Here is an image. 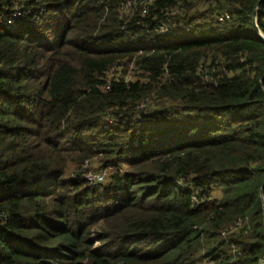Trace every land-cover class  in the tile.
Returning a JSON list of instances; mask_svg holds the SVG:
<instances>
[{"label": "trees", "instance_id": "1", "mask_svg": "<svg viewBox=\"0 0 264 264\" xmlns=\"http://www.w3.org/2000/svg\"><path fill=\"white\" fill-rule=\"evenodd\" d=\"M255 13L0 0V264H264Z\"/></svg>", "mask_w": 264, "mask_h": 264}, {"label": "rangeland", "instance_id": "2", "mask_svg": "<svg viewBox=\"0 0 264 264\" xmlns=\"http://www.w3.org/2000/svg\"><path fill=\"white\" fill-rule=\"evenodd\" d=\"M260 34L262 35V33L260 32ZM263 36V35H262ZM121 70L119 68H115L114 71H118ZM114 71L109 72L108 74V78L112 77L113 75H115L116 73H114ZM128 78H134L133 77V71H130L128 74ZM99 168L98 165V159H95L93 161H90L88 163H86L83 167V171L87 170L88 173L85 174V178L88 182L92 183L95 181H105V177L104 174L105 172H94L96 169ZM69 173V172H68ZM74 174L69 173V178L73 177ZM96 247H98V245H96Z\"/></svg>", "mask_w": 264, "mask_h": 264}, {"label": "water", "instance_id": "3", "mask_svg": "<svg viewBox=\"0 0 264 264\" xmlns=\"http://www.w3.org/2000/svg\"><path fill=\"white\" fill-rule=\"evenodd\" d=\"M256 22H257V18H256V13H255V29H256V31L258 32L259 36H260L262 39H264V37L260 34V31H259V29H258V27H257Z\"/></svg>", "mask_w": 264, "mask_h": 264}]
</instances>
